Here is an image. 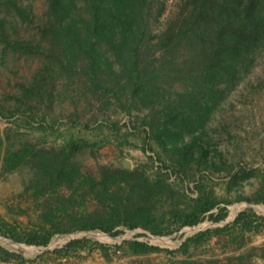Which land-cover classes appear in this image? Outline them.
<instances>
[{
  "label": "trees",
  "instance_id": "16d2710c",
  "mask_svg": "<svg viewBox=\"0 0 264 264\" xmlns=\"http://www.w3.org/2000/svg\"><path fill=\"white\" fill-rule=\"evenodd\" d=\"M156 7L162 12L163 1L46 0V9L38 17L26 0H0V52L40 58L32 80L21 88L24 108L0 104V116L9 119L18 114L16 127L26 125L42 133L37 142L18 136L6 143L0 140V171L29 173L24 186L34 190L42 206L31 225L0 217L1 235L47 246L55 235L74 230L117 236L127 228L142 227L154 235H167L206 218L227 217L230 201L221 200L203 183L197 185L194 197L181 202L171 199L169 208L163 201L176 196L168 181L171 174L183 181L193 166L219 168L215 157L223 153L211 147L209 120L234 91L243 96L262 86L264 76L254 79L253 72L257 66L264 68V0H180L178 10L158 32L151 24ZM31 25L35 36H21L22 28ZM59 80L69 83L64 91L72 99L83 95L98 100L102 109L128 115L129 124L108 120L105 123L112 133L102 140L75 138L49 119L46 110L48 101L65 93H55ZM129 127L143 135V148L153 152L148 162L132 168L100 165L95 176L75 158L77 150L95 151ZM48 136L54 139L51 146H45ZM210 147L217 154L211 156ZM156 160L160 164L150 172ZM64 189L70 191L67 198L60 194ZM75 195L92 196L101 207L78 213L73 208ZM132 196L143 206H129L126 199ZM254 201L264 203V196ZM224 230H234V240L245 233L264 232V214L243 209L232 222L198 232L176 251L187 253L191 243L208 241ZM87 243L92 249H103L107 257L110 250L171 251L138 239L125 246L81 238L51 253L68 258ZM259 253L264 259V251ZM33 261L0 243V262ZM180 264L212 261L182 260Z\"/></svg>",
  "mask_w": 264,
  "mask_h": 264
},
{
  "label": "rangeland",
  "instance_id": "374dc122",
  "mask_svg": "<svg viewBox=\"0 0 264 264\" xmlns=\"http://www.w3.org/2000/svg\"><path fill=\"white\" fill-rule=\"evenodd\" d=\"M32 3L35 13L41 16L46 9V0H26ZM164 8L159 13L157 7L151 18L153 30H161L167 18L178 10L180 0H162ZM24 38L35 36L33 25L24 26L20 32ZM40 66V58L33 55H20L0 52V104L23 106L21 100L22 85L28 84ZM255 76H264L263 66H257L253 72ZM264 78V77H263ZM262 86L254 87L248 95L235 92L229 97L228 103L217 110L209 120V140L212 149L215 147L223 153V157L216 155L215 163L219 168L206 169L193 166L188 169L189 178L178 181L176 174L169 176V183L174 188L176 196L163 201L165 208L171 207L173 201H183L189 196H196V187L203 183L207 190L221 200H229L227 205L229 213L221 220L205 219L193 226H184L172 234L154 235L142 228H127L124 233L114 236L100 230H74L57 234L50 242L53 249L60 247L72 239L86 238L105 245L124 244L132 239L146 241L149 244L160 246L167 251L151 252L146 254L123 253L122 251H109V256L100 248H91V244L80 250L77 254L68 258H57L51 253L53 249L40 251L36 245L15 241L30 247L10 246L1 242L6 247L19 251L27 257L35 258V261L27 264H180L182 260H201L212 264H264V259L259 252L264 251V232L245 233L243 237L234 240V230H224L214 234L208 241L199 244L191 243L187 253L176 251L184 240L200 231L224 226L232 222L239 211L251 208L253 205L257 213L264 214V203H256L254 199L264 196V79ZM65 81L59 80L55 84V93L65 92L62 96H55L46 110L49 119H52L63 130L72 134L75 138L89 140H102L111 134L110 127L105 122L120 120V123L129 124V116L117 114L112 108H101V102L88 99L83 95L72 99L69 92L64 91ZM255 84L258 83L255 80ZM70 85L68 86V88ZM73 87V86H72ZM33 103H36L35 100ZM24 108V106L22 107ZM38 116L37 109H34ZM18 115V114H17ZM17 115L8 118L0 116V140L8 142L15 136L31 138L37 142L41 131L30 126L16 127ZM72 120L83 125H71ZM103 124V125H102ZM131 124V123H130ZM54 139L48 136L45 146H51ZM143 135L136 129L123 128L119 136H113L111 141L104 143L97 150L83 147L74 153L75 158L82 162L83 168L93 175H97L100 165H123V159L131 162V167L146 163L153 152L143 148ZM210 147V154H217ZM223 162V164H222ZM160 162L156 160L150 172L156 170ZM168 170V169H164ZM29 173L13 171H0V217L12 220L22 225L35 223L39 212L42 210L40 200H36L33 189L26 190L24 183L29 179ZM178 182L177 184H175ZM60 194L66 198L70 191L64 189ZM73 208L78 213H90L101 207L100 202L94 197L75 195ZM173 201H172V200ZM129 206H143L135 197L126 199ZM223 204V203H222ZM182 205V204H181ZM22 214L18 215V211ZM16 222V223H17ZM102 233L111 239H101L95 233ZM3 236V235H0ZM7 238L6 236H3ZM11 239V238H8ZM13 240V239H11ZM64 245V244H63ZM62 245V246H63ZM61 246V247H62ZM43 247V246H41ZM241 259V260H240Z\"/></svg>",
  "mask_w": 264,
  "mask_h": 264
},
{
  "label": "bare ground",
  "instance_id": "6f19581e",
  "mask_svg": "<svg viewBox=\"0 0 264 264\" xmlns=\"http://www.w3.org/2000/svg\"><path fill=\"white\" fill-rule=\"evenodd\" d=\"M263 210H264V208H263ZM95 235L98 236L101 239H111L109 236L104 235L102 233H97L96 232ZM0 241L4 242L5 244L10 245V246L23 247V248L26 247L27 250H30L29 246H26V245H23V244H19V243L15 242L14 240L5 238L3 236H0Z\"/></svg>",
  "mask_w": 264,
  "mask_h": 264
},
{
  "label": "water",
  "instance_id": "95a60500",
  "mask_svg": "<svg viewBox=\"0 0 264 264\" xmlns=\"http://www.w3.org/2000/svg\"><path fill=\"white\" fill-rule=\"evenodd\" d=\"M123 163V166L125 167V168H130L131 167V162H130V160H128V159H123V161H122ZM250 207H252L253 209H255L254 207H253V205H251L250 204ZM1 235V234H0ZM4 236V235H3ZM7 237V236H6ZM7 238H10V237H7ZM12 239V238H11ZM14 240V239H13ZM66 243V242H65ZM65 243H63V244H65ZM63 244H61V246L63 245ZM60 246V247H61ZM54 247H56V246H51V244H49V245H47V246H43V247H38L39 248V250L40 251H45V250H49V249H53Z\"/></svg>",
  "mask_w": 264,
  "mask_h": 264
},
{
  "label": "crops",
  "instance_id": "0c3cea01",
  "mask_svg": "<svg viewBox=\"0 0 264 264\" xmlns=\"http://www.w3.org/2000/svg\"><path fill=\"white\" fill-rule=\"evenodd\" d=\"M0 264H8V263L0 262ZM31 264H32V263H31Z\"/></svg>",
  "mask_w": 264,
  "mask_h": 264
}]
</instances>
